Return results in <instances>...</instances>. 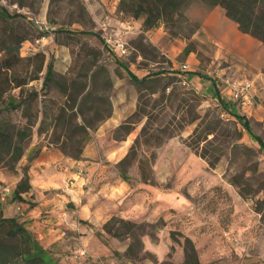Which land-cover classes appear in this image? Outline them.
<instances>
[{
    "label": "rangeland",
    "instance_id": "obj_1",
    "mask_svg": "<svg viewBox=\"0 0 264 264\" xmlns=\"http://www.w3.org/2000/svg\"><path fill=\"white\" fill-rule=\"evenodd\" d=\"M28 1L30 3L32 0ZM0 6L10 14L23 10L30 17L45 18L56 29L39 36L42 32L21 13L19 15L23 16V20L12 22L25 26L32 35L22 44L20 57L36 53L45 57L42 72H32L38 79L28 81L23 98L33 91L39 93L45 66L49 62L57 81H61V76L74 65V57L82 43L101 52L94 67L90 66L89 60H84L75 68L73 77L77 83H87L89 94L79 113L72 100L65 104L73 107V110L66 109L67 115L77 113L70 130L75 133L79 131V125H91L88 133L92 142L100 139L97 132L108 113L119 126L126 125L119 131H116L118 126L101 136L104 144L117 139L113 144H126V147L116 163L101 158L100 166L105 168L111 182L120 180L130 190L133 189L131 194L141 192L146 198L147 209L155 214V218L152 221L124 219L136 224L133 233L140 238V244L133 242L131 234L122 238L109 236L102 225L112 217H120L115 216L114 205L105 202L111 200L100 192L101 182L81 186L72 210L77 211L76 215L79 210L85 211L82 222L94 233L100 232L101 236L97 237L104 243L110 244L111 240L117 253L122 256L118 259L119 263L175 264L182 247L173 241L169 245L168 228L171 227L190 234L202 252L205 264H264V152L255 141L257 137L264 144L263 44L255 41L257 48L243 47L246 45L235 41L230 29L226 28L217 30L215 26H208V32H202L201 23L207 18L213 22L216 11L220 10L207 9L194 1L185 11L190 24H183L181 33L187 35L186 39L182 36L171 37L162 27L165 34L159 45L154 46L133 23L134 31L127 39V53L113 57L101 42L104 35L101 23L114 15L121 21L130 18L107 12L98 0H36L33 8H21L11 0H0ZM79 6L85 11L82 12ZM193 25L199 29L190 34ZM60 30L64 32H58ZM147 43L153 48L148 47ZM185 47L190 49L193 63L188 55H183ZM114 58L122 62L127 71L137 74L138 78L159 71L166 74L156 83L138 86ZM182 64H187L196 74L181 72ZM89 68L96 72L92 83L88 78L77 77V71L83 74ZM183 75L188 82L194 79L196 85L189 84ZM200 76L207 77L214 84L219 77L251 82L250 104L239 109L235 105H228L244 117L249 130H245L215 98L203 94L211 91L212 86L207 87ZM78 90L79 84L69 93L74 96ZM12 94L17 95V90ZM49 97L60 103L65 102L58 89L53 90ZM42 99L39 93V101ZM92 107L97 108V112L88 110ZM34 111V106L28 109L25 105L21 110L0 114V118L16 128H24L28 121L32 124L31 135L26 141L29 150L22 161L14 166L18 169L39 147L50 144L60 147L65 142V147H79L77 141L82 139V135L76 133L72 140H66L68 133L63 132L61 124L48 126L49 119L40 129V117L35 121ZM98 116L104 117L103 120L97 122L95 119ZM120 170L127 180L122 178ZM85 174L88 175L87 172ZM144 180L147 182L144 183ZM174 197L185 200L191 207L183 210L182 218L170 219L176 214L169 208L172 205L169 199ZM142 203L143 197L140 195L134 204ZM128 207H124L127 212L130 211ZM178 238L182 243L183 238L179 235ZM143 241L151 247L156 244L154 249L161 253L160 259L153 250L145 247ZM129 244H133L134 253L126 255ZM49 251L57 259L63 255L73 256V252L61 247ZM58 262L62 263L59 259Z\"/></svg>",
    "mask_w": 264,
    "mask_h": 264
},
{
    "label": "trees",
    "instance_id": "obj_2",
    "mask_svg": "<svg viewBox=\"0 0 264 264\" xmlns=\"http://www.w3.org/2000/svg\"><path fill=\"white\" fill-rule=\"evenodd\" d=\"M11 1L21 8H33L36 0H32L30 3L28 0ZM39 1L42 2V0ZM194 1L200 2L207 9H214L216 7L221 9L224 16L237 25L239 32L250 36L264 45V0H119L117 12L120 17L127 16L132 21H139L141 23V31L144 34L163 27L171 37L182 36L186 39L187 35L181 33L183 24H190L185 16V11ZM79 8L82 12L85 11L83 7L79 6ZM22 18V15L17 13L10 14L7 9L0 6V114L21 110L25 105L28 109L29 106H34L33 118L36 121L40 117V129L45 124V121L49 119L48 126L52 125L56 127L61 124L63 132L68 133L66 140H72V137L76 133L82 135V139L77 141L79 147H65L66 142L62 143L60 147H55L64 157L78 160L85 146L91 141L88 132L92 127L84 123V125L77 127L79 133H74L70 130V126H72L73 121L76 119V114L81 111L83 101L89 94L87 91V83H77L73 75L76 74L75 68H77V65L84 62V60H89L90 66L94 67L101 56V52L99 49L89 47L85 43H82L74 57V65L66 74L61 76V81H57L52 63L49 62L45 66V73L39 89V93L43 96V99L39 101L38 91L30 92L23 98L25 93L24 88L28 81L32 82L38 79L32 75V72L33 74L42 72L45 57L41 53H36L28 57H20L22 44L32 37L29 29L25 26L19 23L16 25L12 23L14 20L22 21ZM193 27L194 29L190 34H193L199 29L195 25ZM58 32L64 31L60 30ZM42 34L44 33H39L38 35L42 36ZM82 34L87 35V33ZM147 46L153 48L149 43H147ZM190 52V49L185 47L182 53L184 56H187ZM114 59L119 66L125 68L122 62L117 58ZM127 72L129 79L138 86L145 85L148 82L156 83L161 76L166 74L164 71H159L153 74L148 73L142 78H138L132 73H129V71ZM95 73L94 71H90L89 68L83 74L77 71V77L88 78V81L92 83ZM77 84H79V90L72 96L69 92ZM56 89L64 97V103L57 102L55 99L49 97V94ZM15 90H17V95L12 94V91ZM69 100H72L77 113L71 115L66 114L67 108L73 110L72 106H65ZM220 106L231 114L245 130H249L248 123L243 116L236 113L232 108H229L227 104ZM91 109L94 110V113L97 112V108L92 107L88 110ZM109 116L110 114L108 113L106 118ZM103 118L98 116L95 120L100 122ZM82 121L85 122L83 119ZM125 126V124L120 125L116 131L125 128ZM31 127L32 124L29 121L24 128H16L6 119L0 118V166L12 175L16 174L18 169L14 166L25 155L27 149L26 141L31 135ZM255 141L258 143L260 150L264 152V144L260 139L255 137ZM40 148L29 155L26 164L19 169L22 177L13 190V197L19 203L23 202L22 195L29 193L31 190L28 169ZM120 174L124 180H127L121 170ZM146 182L147 180H144V183ZM135 227L136 224L134 222L116 217H112L102 225L104 232L109 236L122 238L131 234L133 242L140 244V238L133 233ZM96 234L97 236H101L100 232ZM178 235L183 238L182 243ZM169 237L171 241L180 244L182 247V264H200L198 252L191 237L173 229L169 231ZM171 249H173V246H171ZM113 253L118 254L116 251H113ZM133 253V244H129L126 249V255ZM0 264H59V262L48 249L39 243L35 235L24 223L17 217L4 216L0 209ZM159 264H164V262Z\"/></svg>",
    "mask_w": 264,
    "mask_h": 264
},
{
    "label": "crops",
    "instance_id": "obj_3",
    "mask_svg": "<svg viewBox=\"0 0 264 264\" xmlns=\"http://www.w3.org/2000/svg\"><path fill=\"white\" fill-rule=\"evenodd\" d=\"M98 1L107 12L111 14L114 12L116 14L118 13L117 5L119 0ZM214 9L217 10L219 8L216 7ZM219 10L220 11H216L213 22L210 18H207L206 21L201 23L200 30L202 32L207 33L208 26H210V28L215 26L217 30L223 28L230 29L232 38L235 39V41L243 42L246 45L243 47H248V49H255L258 47V44L255 42L257 40L239 32L237 25L227 19L221 9ZM109 21L110 24L113 25H118L121 22V20H118L117 15H114L113 18L110 17ZM133 23L138 29H141V23L139 21H133ZM164 34L163 28L159 27L153 31L147 32L145 36L151 44L157 46ZM191 56L192 53L190 52L188 58H190V62L193 63ZM124 70L127 72L126 69ZM188 72L196 74L194 70L189 69ZM129 73L138 76L133 73V71H129ZM127 76L129 77L128 72ZM183 78L185 79L186 76L183 75ZM201 78V81H203L207 87H209V85L212 86L211 91H206L203 94L215 98V101L220 105L226 104L225 101L229 95L230 88L223 84L221 79L229 78L219 77V81L215 84L207 77ZM185 80L187 81V78ZM229 80L234 81L231 79ZM188 83L193 86L196 85L194 79L190 80ZM235 106L237 109L241 107L239 104ZM233 110L238 113L236 109ZM114 120L115 118L111 115L106 118V121L97 132V136L100 137V139L88 143L78 160L64 157L62 153L52 145L42 146L37 156L30 163L28 176L31 190L29 193L22 195L23 202L19 203L13 197V190L22 177L21 171L17 169V173L12 175L0 168V209L4 216L17 217L30 231H32L39 243L48 250L54 247H61L63 250H70V252H75L79 248H84L86 250L84 256H79L77 258H74L72 255L60 256V258H58L59 261L62 262L60 264H130L128 261L119 263L118 259L122 258V256L113 253V251L117 252L118 250L112 244L111 240H109L110 244L104 243L97 237V234L94 233L92 228H89L82 222V216L86 215L85 211L79 210L78 215H76L77 211L72 210V207L78 200L77 192L81 186H85L91 182H101L102 190H100V192H102V195H104L106 199L111 200H105V202H109V205H114L115 216L123 219H145L149 221L155 218V214L150 213L147 209L146 198L141 192L131 194L130 192H132L133 189L130 190V188L120 180L111 182L107 174H105V168L100 166L101 158L112 160L116 163L124 154L126 144L120 146L115 145L113 144L115 140L104 144L101 139V136L111 132L119 126L118 122ZM28 150L29 149H26L25 154ZM85 172H87L88 175H86ZM5 190H8L7 194ZM129 194H131L130 197ZM140 195L143 197V203L134 204L135 200L139 198ZM125 200L127 202H124ZM169 201L172 202L169 208L176 212L170 219L182 218L183 210H185V208L191 209L185 200L183 201L177 197L169 199ZM119 204L122 206L120 207ZM125 206H129V212L126 211L124 208ZM101 213L106 215V212L102 211ZM128 213H130V215ZM168 226H170L169 223ZM172 229L174 230V228L170 227L168 231ZM182 232L190 237V234H188L186 230ZM143 242L145 247L153 250L158 256V259H160L161 253L154 249L156 244H153L151 247L145 241ZM170 243L171 239L169 237V245H172ZM72 246L74 249H71ZM195 247L198 252L199 263L205 264L202 252L198 250V245L195 244ZM102 257L105 259L103 260ZM182 261L183 251L180 249V256L174 263L182 264Z\"/></svg>",
    "mask_w": 264,
    "mask_h": 264
},
{
    "label": "built area",
    "instance_id": "obj_4",
    "mask_svg": "<svg viewBox=\"0 0 264 264\" xmlns=\"http://www.w3.org/2000/svg\"><path fill=\"white\" fill-rule=\"evenodd\" d=\"M23 14L27 20L33 23V25L42 33H52L56 29L49 24L45 18L30 17L29 14L23 10L17 11V14ZM101 28L104 32L102 43L110 54L115 56H124L127 53V39L133 33V21L122 20L118 25L110 24L109 18L105 19L101 23ZM181 72H188L189 66L187 64L181 65ZM221 82L230 88L229 95L226 98L227 105H240L245 107L250 104L252 100V84L248 80H234L221 79ZM6 194L8 190H5ZM86 250L79 248L73 252V257L84 256Z\"/></svg>",
    "mask_w": 264,
    "mask_h": 264
}]
</instances>
